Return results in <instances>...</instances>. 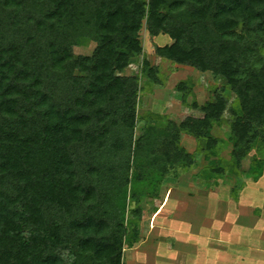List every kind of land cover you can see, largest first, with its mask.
<instances>
[{
	"label": "trees",
	"instance_id": "16d2710c",
	"mask_svg": "<svg viewBox=\"0 0 264 264\" xmlns=\"http://www.w3.org/2000/svg\"><path fill=\"white\" fill-rule=\"evenodd\" d=\"M143 28L171 39L158 57L223 79L231 106L220 92L199 103L181 80L201 115H139L141 78L163 85ZM196 155L202 181L263 173L264 0H0V264H122L147 198Z\"/></svg>",
	"mask_w": 264,
	"mask_h": 264
},
{
	"label": "crops",
	"instance_id": "0c3cea01",
	"mask_svg": "<svg viewBox=\"0 0 264 264\" xmlns=\"http://www.w3.org/2000/svg\"><path fill=\"white\" fill-rule=\"evenodd\" d=\"M193 171L165 179L147 198L122 264H264V169L257 181L241 177L242 188L235 178L228 192L218 190L222 180L202 181Z\"/></svg>",
	"mask_w": 264,
	"mask_h": 264
},
{
	"label": "rangeland",
	"instance_id": "374dc122",
	"mask_svg": "<svg viewBox=\"0 0 264 264\" xmlns=\"http://www.w3.org/2000/svg\"><path fill=\"white\" fill-rule=\"evenodd\" d=\"M138 36L141 40L145 56L147 59H149L152 66H157L159 68L158 75L160 79L163 80V85H149L146 79L141 78V90L139 92L138 103L139 115L142 116L145 113L151 112L158 115L161 122L169 119L180 122L186 116L194 115L195 111H193L186 104L191 102L192 96L188 97V100H186L184 103L182 101L181 92L175 90V85L181 80H189L191 89L195 94V99L199 103L214 99L215 95L220 92L227 98L229 105L231 104L233 94L223 79H217L209 72L202 75L201 72L196 69H193L189 66L177 65L168 60L160 58L155 54L156 46H162L171 43V39L167 35L151 36L147 33L145 28H143L139 32ZM94 45L95 44L93 42H89L86 45L75 46L74 52L76 54H89L93 50ZM131 72L132 71L129 69L126 71L127 74ZM141 125L142 123L140 121L136 128L137 133L139 132ZM213 133L223 139V141L220 143L219 154L224 159H228L231 149L230 143L227 139L229 128L224 124L221 127H216L215 130L213 129ZM182 138L184 148L190 153L194 152L196 148V140L192 136H187L186 134H184ZM242 163L243 168H247L250 164L254 163V158H252L250 154L243 160ZM203 164L204 161L202 157H198L196 155V159L192 166V169H194V176L199 173V169H201ZM186 178L187 180L191 181V177ZM235 178L236 177L232 174H226L222 180L221 185L223 186L218 188V190L221 192H228L230 187L235 185ZM168 179H170V177L166 178V180Z\"/></svg>",
	"mask_w": 264,
	"mask_h": 264
}]
</instances>
